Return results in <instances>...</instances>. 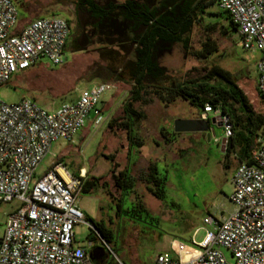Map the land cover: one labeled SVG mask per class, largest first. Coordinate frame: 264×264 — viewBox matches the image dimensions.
Returning <instances> with one entry per match:
<instances>
[{
  "label": "rangeland",
  "instance_id": "1",
  "mask_svg": "<svg viewBox=\"0 0 264 264\" xmlns=\"http://www.w3.org/2000/svg\"><path fill=\"white\" fill-rule=\"evenodd\" d=\"M18 16L15 28L18 31L29 20L40 16L65 17V9L55 0H13ZM203 22L195 23L191 31L192 50L198 49L204 38L206 21H217L216 30L211 34L218 46L217 54L211 55L207 62H215L232 72L238 78V85L247 95L253 108L262 112L264 104L256 92L255 61L257 54L244 49L240 37L234 30L223 32L227 27L224 20L226 12L217 4L209 5ZM222 25V26H221ZM65 60L53 65L41 56L40 60L26 70L14 74L0 86V100L14 103L22 97L34 99L46 110L57 108L60 104L73 101L82 88L97 82H109L114 86L105 92L98 102L102 107L103 122L95 127L91 123L93 112L84 120L83 127L71 140L58 139L51 143L49 151L36 166L34 177L40 176L57 160L64 164L71 174L85 172V178H96V187L90 191H80L75 206L97 222H102L114 234L107 242L108 247L124 264H150L159 252L168 251L172 240H179L194 246L204 233L203 217H220L233 211L229 200L232 192L231 176L239 163L235 152L225 153L221 142L222 127L213 125L209 137L203 133L183 134L175 142L164 147L158 154L152 153L151 142L156 137L157 122L165 119L174 122L176 116L189 117L199 110L187 101L176 99L164 104L153 93L163 92V85L155 89L146 88L149 93L133 106L146 112V117L135 127V133L143 138L142 147L128 146L124 130L120 128L122 109L129 95L131 83L120 73L119 67L125 58L120 54L101 55L95 52H79L70 48L67 41L63 47ZM170 79L181 80L184 73L192 67L199 68L204 61L185 52L180 43L174 44L170 52L160 58ZM121 75V76H120ZM112 113L110 115V110ZM110 117V120H109ZM108 121L112 124L109 126ZM169 126V129L172 128ZM190 136H187V135ZM112 157L117 173L124 167L135 179L131 191L121 193L115 186L110 168ZM158 159L156 167L159 176H164L160 187L162 200L156 198L146 187L144 172L151 159ZM142 202L145 211H118ZM20 202L13 199L0 204V236L6 215ZM74 246L91 249L103 247L104 255L99 263L112 264L110 251L101 245L88 226L83 223L73 225Z\"/></svg>",
  "mask_w": 264,
  "mask_h": 264
},
{
  "label": "built area",
  "instance_id": "2",
  "mask_svg": "<svg viewBox=\"0 0 264 264\" xmlns=\"http://www.w3.org/2000/svg\"><path fill=\"white\" fill-rule=\"evenodd\" d=\"M237 27L244 49L257 52L256 92L264 102V0H217ZM18 16L13 0H0V86L43 56L51 64L63 63L69 36L63 17L40 16L11 31ZM109 82L82 88L77 97L46 110L30 97L14 103L0 100V204L16 199L18 207L6 215L0 236V264H93L85 248L74 246L73 225L94 230L75 206L83 174H71L60 161L51 162L40 176L36 166L53 141L71 140L90 111L97 127L104 118L100 97L111 90ZM219 116L224 147L231 135L227 116L206 104L203 118ZM201 114V117H202ZM228 197L234 209L227 215L203 217L204 233L194 246L172 240L168 251L157 253L150 264H264V125L256 139L251 163L239 162L231 176ZM110 251L112 264H124ZM88 247L93 249L88 242ZM96 248V247H95ZM103 252L104 248L101 247ZM186 248V254L182 250Z\"/></svg>",
  "mask_w": 264,
  "mask_h": 264
},
{
  "label": "trees",
  "instance_id": "3",
  "mask_svg": "<svg viewBox=\"0 0 264 264\" xmlns=\"http://www.w3.org/2000/svg\"><path fill=\"white\" fill-rule=\"evenodd\" d=\"M131 4L139 12L132 17L134 26L147 25V29L140 36V47L135 58L124 61L119 67L120 73L126 76L131 83L129 95L122 109V122H120V128L125 132L128 146L141 147L144 143L143 138L136 135L135 127L146 115L142 109L135 108L133 104L141 100L143 94L149 93L146 88L156 89L157 85L162 84L163 92L153 90V93L164 104H169L179 98L196 107L201 113L204 111L205 105L208 104L211 109H218L220 114L227 116L231 124V135L224 145L225 153L233 151L239 162L251 163L256 139L264 125V110L258 112L253 108L247 95L239 87L238 78L232 72L215 62H207L211 55L218 52V46L211 37V34L216 30L217 21H206L204 38L200 41L198 49L192 50L191 47L190 35L193 25L196 22H203L204 16L211 13L207 12L206 8L209 5L217 4V0L184 1L177 10L174 7L169 8L165 13L157 15L155 18L148 16V9L143 4L132 2ZM224 20L227 22V27H222L223 32L229 33L230 29L237 32L236 25L231 22L227 14ZM157 39L169 43H180L185 52L204 63L199 68L192 67L187 70L181 80L170 79L167 69L152 58L153 46ZM111 124L109 122V126ZM160 133L166 143L173 141V139L166 138L162 131ZM172 134L179 133L172 132ZM105 157L112 162L111 156L105 155ZM116 166L117 164L112 162L110 168L115 186L122 194L131 191L135 183L134 177L129 174L127 167L114 173L113 169ZM163 177L159 176L154 162L147 164L144 172L146 187L160 200L163 198V190L160 187V183H164L162 182ZM95 187L96 178H83L82 191L87 192ZM116 205L118 211H125L127 214L135 210L146 212L142 202L138 199L125 209H122L121 203ZM85 218L91 223L94 230H90L95 237L100 236L105 242L114 239L112 231L102 222H97L86 214ZM94 262L99 263L98 261Z\"/></svg>",
  "mask_w": 264,
  "mask_h": 264
},
{
  "label": "flooded vegetation",
  "instance_id": "4",
  "mask_svg": "<svg viewBox=\"0 0 264 264\" xmlns=\"http://www.w3.org/2000/svg\"><path fill=\"white\" fill-rule=\"evenodd\" d=\"M55 1L65 8L62 14L69 26V36L66 41L70 48L79 52H95L101 55L117 53L129 61L137 55L140 36L147 29V25L134 26L132 17L139 12L131 2L143 4L148 9V16L155 18L169 8L174 7L177 10L184 1L191 0ZM174 44L176 43L157 39L153 46L152 58L160 62V58L170 52ZM91 250L87 249V253L89 254Z\"/></svg>",
  "mask_w": 264,
  "mask_h": 264
},
{
  "label": "crops",
  "instance_id": "5",
  "mask_svg": "<svg viewBox=\"0 0 264 264\" xmlns=\"http://www.w3.org/2000/svg\"><path fill=\"white\" fill-rule=\"evenodd\" d=\"M256 54H257V52H256ZM257 56H258V54H257ZM111 113H112V109L110 110V115H111ZM145 114H146V112H145ZM201 112H199L198 114H193V113H191L190 115L191 116H189V117H184V116H176L177 118H194V119H201ZM177 118H174V119H177ZM207 121H208V127L211 129V126H213V125H217V126H220L221 127V125H220V123H219V121H218V119H217V115H215L214 113H211V112H209L208 114H207ZM109 120H110V117H109ZM110 121H108V123H109ZM171 123V125H172V122H170ZM157 132H156V137L152 140V142H151V148H150V150H151V152L152 153H156V154H158L164 147H166V146H168V145H170L171 143H173V142H175L176 141V139L177 138H179V136H181V135H183V134H186V133H189V134H195V133H200V132H181V133H179V134H176V135H173L172 134V132H174V130H173V125H172V128H170L169 129V126L171 127V125H169V121L167 122L165 119H160V121H158L157 123ZM209 129V130H210ZM160 131H162L164 134H165V136H166V138H169V139H173V141L171 142V143H166L165 141H164V138H163V136L161 135V133H160ZM211 131V130H210ZM187 135V136H190V135ZM203 135H205V133H203ZM144 141V140H143ZM146 143H145V141H144V143H143V145H142V147L145 145ZM131 147H133V148H135L136 146H134V145H132ZM157 161H158V159H156V158H154L153 157V159H151V162H154L155 164H157ZM149 163V162H148ZM79 170H80V167H79ZM84 172H86V170H85V168H84Z\"/></svg>",
  "mask_w": 264,
  "mask_h": 264
},
{
  "label": "water",
  "instance_id": "6",
  "mask_svg": "<svg viewBox=\"0 0 264 264\" xmlns=\"http://www.w3.org/2000/svg\"><path fill=\"white\" fill-rule=\"evenodd\" d=\"M204 114H202L201 119L194 118H177L173 122V130L174 132H205L207 137L210 135V128L208 127V121L203 118ZM219 116H217V119ZM103 250L101 247L93 248L89 257L94 261H101L103 256Z\"/></svg>",
  "mask_w": 264,
  "mask_h": 264
},
{
  "label": "bare ground",
  "instance_id": "7",
  "mask_svg": "<svg viewBox=\"0 0 264 264\" xmlns=\"http://www.w3.org/2000/svg\"><path fill=\"white\" fill-rule=\"evenodd\" d=\"M186 254V248H184L183 250H182V255H185Z\"/></svg>",
  "mask_w": 264,
  "mask_h": 264
}]
</instances>
